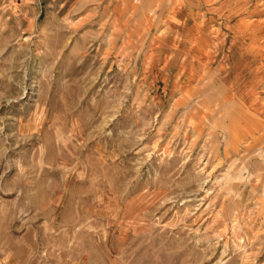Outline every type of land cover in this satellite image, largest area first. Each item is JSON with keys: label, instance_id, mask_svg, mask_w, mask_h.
Segmentation results:
<instances>
[{"label": "rangeland", "instance_id": "rangeland-1", "mask_svg": "<svg viewBox=\"0 0 264 264\" xmlns=\"http://www.w3.org/2000/svg\"><path fill=\"white\" fill-rule=\"evenodd\" d=\"M56 220L92 264H264V0H0V235Z\"/></svg>", "mask_w": 264, "mask_h": 264}, {"label": "crops", "instance_id": "crops-1", "mask_svg": "<svg viewBox=\"0 0 264 264\" xmlns=\"http://www.w3.org/2000/svg\"><path fill=\"white\" fill-rule=\"evenodd\" d=\"M34 232L39 239L31 237ZM75 235L73 226H62L57 220L43 228L23 224L19 236L13 231L12 237L0 235V264H92L85 238L76 239Z\"/></svg>", "mask_w": 264, "mask_h": 264}, {"label": "bare ground", "instance_id": "bare-ground-1", "mask_svg": "<svg viewBox=\"0 0 264 264\" xmlns=\"http://www.w3.org/2000/svg\"><path fill=\"white\" fill-rule=\"evenodd\" d=\"M157 4V3H156ZM155 4V5H156ZM180 5V4H179ZM155 7V6H154ZM161 20H162V18H161ZM200 48V47H199ZM209 64V63H208ZM211 65V64H210ZM218 71V70H217ZM219 73V72H218ZM199 80V79H198ZM200 82V81H199ZM233 96V95H232ZM235 101V100H234ZM243 111V110H242ZM257 116V115H256ZM261 130V129H260ZM256 134H258V133H256ZM261 134V133H260ZM259 135V134H258ZM233 137H236V135L235 134H233ZM241 142V141H240ZM251 144V143H250ZM239 146V145H238ZM89 224V223H88Z\"/></svg>", "mask_w": 264, "mask_h": 264}]
</instances>
